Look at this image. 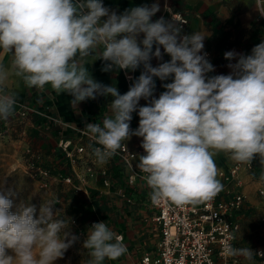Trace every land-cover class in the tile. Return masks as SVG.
I'll list each match as a JSON object with an SVG mask.
<instances>
[{"label": "clouds", "instance_id": "clouds-1", "mask_svg": "<svg viewBox=\"0 0 264 264\" xmlns=\"http://www.w3.org/2000/svg\"><path fill=\"white\" fill-rule=\"evenodd\" d=\"M159 11L158 3L118 14L103 0H0V50L12 56L10 68L0 63V120H8L17 104L6 88L10 74L28 88L67 94L76 109L86 100L112 97L110 114L83 129L99 145L92 148L97 163L106 164L131 136L140 137L144 154L136 167L145 174L151 201L196 205L223 189L218 153L238 163L258 161L264 169V41L249 54L225 52L230 72L209 75L215 69L203 52L206 36L184 33L174 16L153 21ZM257 11L264 16V9ZM153 58L161 62L152 66ZM96 60L104 62V72L143 71L120 94L93 78L86 65ZM157 79L164 88L158 97ZM13 195L0 184V264H55L79 240L70 218L56 217V200L37 209L28 202L14 205ZM82 249L84 264H104L127 252L123 237L104 221L87 229ZM222 255L252 262L264 252L227 243Z\"/></svg>", "mask_w": 264, "mask_h": 264}, {"label": "crops", "instance_id": "crops-1", "mask_svg": "<svg viewBox=\"0 0 264 264\" xmlns=\"http://www.w3.org/2000/svg\"><path fill=\"white\" fill-rule=\"evenodd\" d=\"M103 3L118 14L130 7L158 3L160 11L152 18L153 21L160 17L171 20L169 15L173 12L189 15L190 20L182 25V29L186 34L199 32L206 36L203 52L207 53V59L215 69L209 75L230 72L227 67L230 61L225 60V52L249 54L255 45L263 41L261 34L264 32V18L257 10L264 9V0H103ZM161 51L163 52V49ZM11 59L10 53L0 50V63L6 68H10ZM169 59L168 55H163V61ZM160 62L155 58L151 60L152 66H157ZM103 66L104 62L101 60L86 65L96 81L116 86L120 94L126 93L128 85L122 71L104 72L101 71ZM142 71L141 66L133 72L134 80ZM162 83L156 80V97L164 91ZM6 88L15 92L17 98L15 111L7 122L8 133L15 134L16 141L21 143L24 149L31 148L50 167L55 189L69 186L63 178L70 172V165L59 147V141L71 140L73 146L91 145L94 140L85 134L84 126L86 123H101L104 116L110 114L109 103L112 97L98 96L96 99L81 102L76 109L70 104L71 98L67 94H58L49 86L43 90L28 88L22 80L12 74L6 81ZM146 103L142 99V106ZM22 105L30 106L33 110L31 109L26 118L19 119L16 111ZM138 124L139 116L134 113L130 122L131 129L135 130ZM141 142L142 138L131 136L123 143L135 150ZM143 154L138 155V161L139 156ZM97 167L108 171L107 179H91L88 183L87 198H90L95 209H99L97 216L116 234L124 235V244L127 246L125 255L108 262L132 264L133 259L139 257L142 252L152 250L157 241L155 225L150 220L152 215L143 198L145 192L142 181L139 179L135 187L128 185V169L117 157H112L106 164L98 163ZM229 167L227 165L218 170H227ZM257 172V176L247 171L242 172L244 184L240 191L246 196V205L240 213L241 229L237 239L238 248L250 247L254 252L264 247V195L259 192L264 188V181L260 180L264 169L259 165ZM221 183L224 189L230 188L232 193L237 191L232 184L222 180ZM122 190H127L133 196L134 203H128L124 199ZM240 259L243 264H260L257 255H254L252 262Z\"/></svg>", "mask_w": 264, "mask_h": 264}, {"label": "built area", "instance_id": "built-area-1", "mask_svg": "<svg viewBox=\"0 0 264 264\" xmlns=\"http://www.w3.org/2000/svg\"><path fill=\"white\" fill-rule=\"evenodd\" d=\"M182 24H187L190 20L189 15L181 12H173L169 15L172 19ZM264 18V16H262ZM128 90L134 82L132 71H123ZM142 106V99L139 102ZM31 107L22 105L16 111L19 119L26 118ZM33 110V109H32ZM135 113V112H134ZM134 113L132 116H134ZM0 120L4 124L10 120ZM0 128V136L2 135ZM142 143V142H141ZM93 141L91 145H75L71 140L62 139L59 147L62 149L65 158L70 165V172L67 173L63 181L73 186L77 191H84L88 194V183L91 179H107L108 171L97 167V161L92 153V148L98 147ZM144 153L141 144L137 149L132 150L126 143L113 157H117L128 169L127 183L135 187L140 179L142 181L143 198L145 205L151 213L150 220L155 225L157 241L150 251L142 252L139 257L133 259L132 264H243L239 257L228 258L222 255L225 244L231 243L237 247L238 234L241 229L240 213L245 208L246 196L240 191L243 187L242 172L251 173L255 171L256 161L252 164L235 162L227 170H219V178L232 184L236 192L230 188L222 189L219 194L211 201L196 205L176 206L170 202L162 201L154 204L150 199V189L144 179L145 174L136 167L137 157ZM31 176L37 180L41 188H48L53 183V175L47 166L38 157L36 162L29 165ZM264 195V188L259 190ZM122 196L128 203H134V198L122 190ZM103 221L96 216L92 220L95 222ZM123 237L122 233H118ZM256 252H264V247H260ZM260 264H264V257L257 255Z\"/></svg>", "mask_w": 264, "mask_h": 264}, {"label": "rangeland", "instance_id": "rangeland-1", "mask_svg": "<svg viewBox=\"0 0 264 264\" xmlns=\"http://www.w3.org/2000/svg\"><path fill=\"white\" fill-rule=\"evenodd\" d=\"M261 35L263 37L261 41H264V32ZM0 128L3 131L0 136V184L5 190H10L14 194L12 196L14 205L28 202L36 205L38 209L42 201L56 200L58 210L56 217L70 218V231L78 236L79 240L65 252L63 258L55 261V264H84L88 257L86 250L82 249V242L86 238L87 229L92 225V220L100 213L99 209L96 208V210L91 205L90 198H87L88 194L75 190L71 185H69L70 188L61 186L55 189L52 183L48 188H41L37 180L31 176L29 168L31 163L38 160L39 154L33 152L31 148L24 149L22 144L16 141L15 134L8 133L6 123L2 122ZM222 153L214 157L217 168L227 165L229 167L235 163L229 154ZM220 154L221 156H218ZM256 167L259 168L258 161ZM255 172L257 169L251 174ZM9 254H11L10 251ZM108 261L106 259L104 264H109Z\"/></svg>", "mask_w": 264, "mask_h": 264}, {"label": "trees", "instance_id": "trees-1", "mask_svg": "<svg viewBox=\"0 0 264 264\" xmlns=\"http://www.w3.org/2000/svg\"><path fill=\"white\" fill-rule=\"evenodd\" d=\"M256 166H257V161H256L255 169H257V167H256ZM256 173H257V172H255V174H256Z\"/></svg>", "mask_w": 264, "mask_h": 264}]
</instances>
